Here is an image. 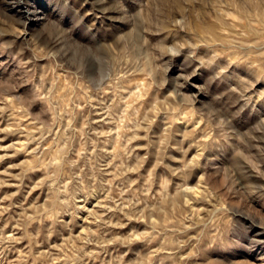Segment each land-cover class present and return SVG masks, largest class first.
<instances>
[{
    "label": "rangeland",
    "instance_id": "1",
    "mask_svg": "<svg viewBox=\"0 0 264 264\" xmlns=\"http://www.w3.org/2000/svg\"><path fill=\"white\" fill-rule=\"evenodd\" d=\"M0 264H264V0H0Z\"/></svg>",
    "mask_w": 264,
    "mask_h": 264
}]
</instances>
